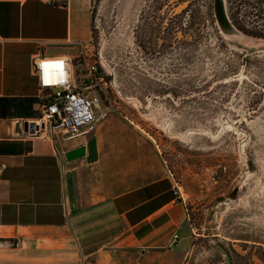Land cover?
Wrapping results in <instances>:
<instances>
[{"label":"rangeland","instance_id":"rangeland-1","mask_svg":"<svg viewBox=\"0 0 264 264\" xmlns=\"http://www.w3.org/2000/svg\"><path fill=\"white\" fill-rule=\"evenodd\" d=\"M224 4L246 36L218 28L213 0L92 7L101 105L158 146L182 189L195 233L183 264H264V0Z\"/></svg>","mask_w":264,"mask_h":264},{"label":"crops","instance_id":"crops-1","mask_svg":"<svg viewBox=\"0 0 264 264\" xmlns=\"http://www.w3.org/2000/svg\"><path fill=\"white\" fill-rule=\"evenodd\" d=\"M93 3L0 0V264H183L192 248L185 199L137 125L108 111L70 139L27 126L40 115L33 58H78Z\"/></svg>","mask_w":264,"mask_h":264},{"label":"built area","instance_id":"built-area-1","mask_svg":"<svg viewBox=\"0 0 264 264\" xmlns=\"http://www.w3.org/2000/svg\"><path fill=\"white\" fill-rule=\"evenodd\" d=\"M86 50L74 60L62 56L33 58V69L41 92L40 116L28 122L35 128L33 133L48 128L51 133L70 139L92 129L108 113L109 110L101 105L100 90L104 77ZM76 63L84 67V74L78 79H75L72 69ZM173 188L182 197L176 182ZM178 239V233H172L166 247L170 249Z\"/></svg>","mask_w":264,"mask_h":264},{"label":"water","instance_id":"water-1","mask_svg":"<svg viewBox=\"0 0 264 264\" xmlns=\"http://www.w3.org/2000/svg\"><path fill=\"white\" fill-rule=\"evenodd\" d=\"M213 13L215 17L216 24L218 28L224 32L225 34H234V33H241L245 36L247 34L243 33L239 28H237L229 19L228 14L226 12L224 0H213ZM30 129V132L33 133L34 129L32 128L31 124L27 125ZM43 127V125H41ZM84 154V147H76L74 149H71L65 153V157L67 160H73L76 158H80ZM237 188H234L229 197H233L236 193ZM222 198H220L221 200ZM217 248L221 249L220 246H216ZM226 261L228 262V258H226Z\"/></svg>","mask_w":264,"mask_h":264}]
</instances>
